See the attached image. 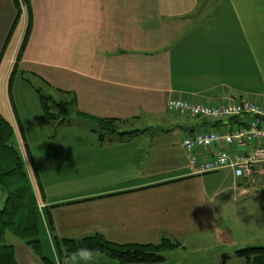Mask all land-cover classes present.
Masks as SVG:
<instances>
[{
	"label": "crops",
	"instance_id": "crops-1",
	"mask_svg": "<svg viewBox=\"0 0 264 264\" xmlns=\"http://www.w3.org/2000/svg\"><path fill=\"white\" fill-rule=\"evenodd\" d=\"M19 3L15 22L14 1L0 0V114L33 172L41 243L52 259L120 264L85 251L60 258L53 244L101 234L118 244L176 239L179 247L155 264H221L223 255L225 264H247L234 253L264 246L263 190L228 167L193 174L181 139L214 124L166 104L264 103V0ZM42 91L74 97L72 115L84 123L45 132L42 145L22 151L21 139L39 129ZM26 106L38 108L37 125L25 119ZM97 119L121 122L110 131ZM14 247L19 264H42L23 243Z\"/></svg>",
	"mask_w": 264,
	"mask_h": 264
},
{
	"label": "trees",
	"instance_id": "trees-1",
	"mask_svg": "<svg viewBox=\"0 0 264 264\" xmlns=\"http://www.w3.org/2000/svg\"><path fill=\"white\" fill-rule=\"evenodd\" d=\"M16 8V20L21 15L19 0H13ZM25 4L28 0H24ZM14 22V24H15ZM14 25L12 26V28ZM27 37V28L19 49L18 57ZM62 94L66 91L56 90ZM42 114L49 121L55 120L59 125L69 122L75 109V99H54L49 94L39 93ZM80 117L81 113H77ZM96 122L105 130L116 131L114 119H97ZM24 149L27 145H23ZM29 158V156H28ZM31 162V161H30ZM0 264H19L15 247L6 242V235L20 240L42 264H57L51 258L42 255L40 229L42 218L38 209L37 197L33 189L26 161L17 144L14 143V130L9 121L0 114ZM44 213V212H43ZM45 213L43 214V216ZM48 223V221H46ZM58 256H69L78 251L102 254L120 264H155L165 260V252L179 247V242L172 238H162L157 243L118 244L106 240L101 234H92L81 238H56L53 241ZM234 255L247 264H264V246H249L235 251ZM227 256L223 255L221 264Z\"/></svg>",
	"mask_w": 264,
	"mask_h": 264
},
{
	"label": "built area",
	"instance_id": "built-area-1",
	"mask_svg": "<svg viewBox=\"0 0 264 264\" xmlns=\"http://www.w3.org/2000/svg\"><path fill=\"white\" fill-rule=\"evenodd\" d=\"M166 108L173 114L208 119L214 124L181 139L193 174L228 167L248 185L264 190V121L256 118L264 117V103L239 97L211 105L172 97ZM38 209L41 211V204Z\"/></svg>",
	"mask_w": 264,
	"mask_h": 264
},
{
	"label": "rangeland",
	"instance_id": "rangeland-1",
	"mask_svg": "<svg viewBox=\"0 0 264 264\" xmlns=\"http://www.w3.org/2000/svg\"><path fill=\"white\" fill-rule=\"evenodd\" d=\"M24 9H25V7H23V11H24ZM42 93L43 94H49V91L48 92L47 91H42ZM35 94H36V92H35ZM36 96H37V94H36ZM52 96L56 99V94L55 93L52 92ZM57 98H59V96H57ZM56 100H58V99H56ZM36 101H38V99ZM36 109H38V108H36ZM36 109H33L31 106H26V108H25V114H26L25 115V119H27V120L30 121V119H33L34 118L33 121L36 122V118H35V116L37 115ZM39 112H40L41 123H40V125H38V128H39L38 130L37 129L36 130L34 129V131L31 133L29 131V127L27 125H24L25 128H26V130H28V132H30V134L28 135L29 136V140L28 141H27V139L25 140L24 138L21 139V141H22L21 144L22 145H25L26 144L28 148L30 147V145L33 147V142H37L38 143L35 146L42 145V143H44L45 140H46V139H43V136H42V134L45 133V132H51V133L57 132V133H59L61 131H71V132L72 131H77L73 127H75L78 124H83L84 123V122H82L81 119H76V117H74L71 114L70 115L71 116L70 118H71V122H73L71 124V126H64L63 128H61V126L59 127L58 123L55 120L51 119L49 121H46V120L43 119L41 107L39 108ZM46 123H48V124H46ZM35 124L37 125V122ZM36 125H35V127H36ZM14 143L17 144V146H19V144L16 143L15 134H14ZM23 148L24 147L22 146L21 147V150L22 151H23ZM25 149L27 150V148H25ZM27 170L29 171L28 173L30 174L31 178L33 179V172L30 171L29 167H28ZM263 193H264V190H263ZM221 196H224V194H222ZM2 199H3V196L0 194V200H1L0 203L3 201ZM41 237H42V235L40 233V239H41ZM6 242L7 243H11L13 245H19V243H22L20 240L16 239L15 237H13L12 235H9V234L6 235ZM41 252H42V255L43 256L52 259V249L50 247L47 248L45 246V244H44V246L42 244Z\"/></svg>",
	"mask_w": 264,
	"mask_h": 264
},
{
	"label": "water",
	"instance_id": "water-1",
	"mask_svg": "<svg viewBox=\"0 0 264 264\" xmlns=\"http://www.w3.org/2000/svg\"><path fill=\"white\" fill-rule=\"evenodd\" d=\"M256 118L259 119V120H261V121H264V117H262V116H259L258 115V116H256Z\"/></svg>",
	"mask_w": 264,
	"mask_h": 264
},
{
	"label": "clouds",
	"instance_id": "clouds-1",
	"mask_svg": "<svg viewBox=\"0 0 264 264\" xmlns=\"http://www.w3.org/2000/svg\"><path fill=\"white\" fill-rule=\"evenodd\" d=\"M211 203V202H210ZM87 258H91V253H88V257Z\"/></svg>",
	"mask_w": 264,
	"mask_h": 264
}]
</instances>
